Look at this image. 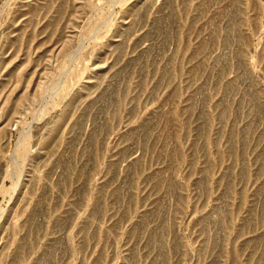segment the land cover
I'll return each mask as SVG.
<instances>
[{
    "label": "rangeland",
    "instance_id": "374dc122",
    "mask_svg": "<svg viewBox=\"0 0 264 264\" xmlns=\"http://www.w3.org/2000/svg\"><path fill=\"white\" fill-rule=\"evenodd\" d=\"M112 1L0 0V264H264V0Z\"/></svg>",
    "mask_w": 264,
    "mask_h": 264
},
{
    "label": "bare ground",
    "instance_id": "6f19581e",
    "mask_svg": "<svg viewBox=\"0 0 264 264\" xmlns=\"http://www.w3.org/2000/svg\"><path fill=\"white\" fill-rule=\"evenodd\" d=\"M117 0H113L112 3H114ZM48 89V88H47ZM50 89L52 90V94H53V99L56 98L57 96L64 94L67 90V84L63 85V86H57L52 84V86L50 87ZM47 91V90H46ZM48 94H51V93ZM50 97H52L50 95ZM45 113V110L42 109L40 111V113H38V116H42ZM26 128H23L21 132H19L20 136L19 139L17 138L14 147V152H13V156L10 155L11 158V163H8L7 169L4 172L3 175V179H8L10 181V185L11 187L7 190L4 189L2 186L0 187V191L2 192H8L11 191L13 193H16L17 191H19L24 184V166H25V156L24 153L28 152L29 150V143H30V132L29 130ZM7 136V135H6ZM9 158V159H10ZM5 184V183H4ZM13 200V197H10V202ZM9 202V203H10ZM3 213L1 212L0 216Z\"/></svg>",
    "mask_w": 264,
    "mask_h": 264
}]
</instances>
